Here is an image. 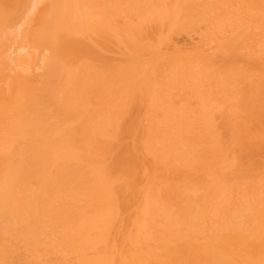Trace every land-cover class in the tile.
I'll return each instance as SVG.
<instances>
[{
    "label": "bare ground",
    "instance_id": "6f19581e",
    "mask_svg": "<svg viewBox=\"0 0 264 264\" xmlns=\"http://www.w3.org/2000/svg\"><path fill=\"white\" fill-rule=\"evenodd\" d=\"M0 264H264V0H0Z\"/></svg>",
    "mask_w": 264,
    "mask_h": 264
},
{
    "label": "rangeland",
    "instance_id": "374dc122",
    "mask_svg": "<svg viewBox=\"0 0 264 264\" xmlns=\"http://www.w3.org/2000/svg\"><path fill=\"white\" fill-rule=\"evenodd\" d=\"M18 27H19V25H18Z\"/></svg>",
    "mask_w": 264,
    "mask_h": 264
}]
</instances>
